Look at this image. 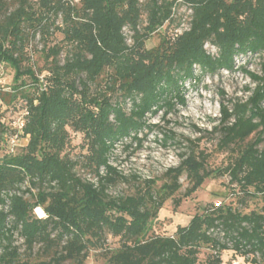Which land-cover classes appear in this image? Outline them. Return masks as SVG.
<instances>
[{"label":"trees","instance_id":"obj_1","mask_svg":"<svg viewBox=\"0 0 264 264\" xmlns=\"http://www.w3.org/2000/svg\"><path fill=\"white\" fill-rule=\"evenodd\" d=\"M180 7L190 15L178 33ZM55 34L60 42L48 46ZM155 34L157 45L146 48ZM36 36L45 61L38 72L26 50ZM255 56L263 59L260 76L238 68L255 84L251 95L231 111L223 106L213 128L221 151L238 148L226 168L209 171L204 153L191 148L158 189L148 179L130 195L107 194L127 182L109 162L116 144L140 147L141 133L159 131L165 145L173 134L148 116L163 111L164 119L185 106L187 82L236 71L237 61ZM2 68L13 79L9 92L0 90V264H84L89 249L100 250L103 264H224L225 251L264 264V207L242 213L225 201L209 203L171 235L149 236L183 176L184 198L223 175L239 203L264 198V0H0ZM19 101L21 129L2 116L3 106ZM71 133L82 139L78 160L66 152ZM11 139L26 144L14 151ZM180 201H172L175 209ZM107 235L119 239L117 248H103ZM38 253L48 259H33Z\"/></svg>","mask_w":264,"mask_h":264},{"label":"rangeland","instance_id":"obj_2","mask_svg":"<svg viewBox=\"0 0 264 264\" xmlns=\"http://www.w3.org/2000/svg\"><path fill=\"white\" fill-rule=\"evenodd\" d=\"M77 1V0H76ZM190 10L180 7L175 13L176 23H180L177 32L187 29ZM124 34L127 37V43L130 44L129 32L125 29ZM61 35L55 34L48 40V46L54 45L61 40ZM159 37L153 35L147 42L146 48H152L157 45ZM206 50L215 54V49L206 45ZM43 43L36 36L30 40L26 49L31 57L34 70L45 68V61L41 54ZM61 62L63 55H61ZM248 61V60H247ZM262 57H251L248 63L243 61L236 62V71L225 72L219 71L215 75H204L200 78L199 83L185 84V106L176 105L173 112L164 119L163 111L155 116H148V123L156 124L166 131H170L174 139L168 141L165 145L162 142V135L155 131L144 137L141 133V146L132 144L128 147L129 140L118 143L109 157L110 164L116 168L120 174L127 179V182L120 181L107 190L110 196L130 195L134 191L137 181L155 180V188L158 189L163 183V174L170 167L178 166L180 155L187 154L189 149L196 153L203 152L206 157V166L209 171L224 169L236 156L238 148L231 146L222 150L218 146L220 135L213 131L218 126L221 117L220 110L224 106L229 111L232 110L234 103H243L252 93L255 84L251 82L244 72L240 71L241 66L248 72L261 75ZM46 75L43 71L39 78ZM198 75V71H196ZM13 72L10 68L0 69V90L9 92L12 85ZM249 90V91H247ZM3 106V121L8 126H14L21 117L23 103L21 101L7 107ZM128 107V106H127ZM78 134H70V144L66 150L73 160H78L84 153L81 149L82 141ZM8 141V138H7ZM191 142V144H190ZM26 144L25 139L15 140L13 144L7 142V145L16 148ZM12 148V149H13ZM77 174L92 182L95 179L91 175L78 169ZM136 180V181H135ZM180 190L174 195L173 199L167 200L162 209L159 211L156 220L151 224L149 236H169L177 226H185L189 220L209 203L219 204L225 201L231 204L242 213L251 211L260 212L264 207V198L257 197L245 201V204L239 203L237 199L229 196L228 188L231 187L228 175H223L215 179L204 182L203 186L191 197L184 198L183 193L187 187L185 177L179 180ZM26 198L28 196L26 195ZM180 199L179 206L175 209L173 200ZM35 213V211H34ZM37 217L39 215L35 213ZM15 244L19 246L20 252H23L22 239L15 235ZM120 244L118 238L110 235L105 237V249L117 248ZM37 247L34 249L36 253ZM38 261L47 260L48 257L36 254L33 259ZM224 264H250L241 257H235L231 251H225L221 255ZM104 259L99 249H89L88 257L84 264H103Z\"/></svg>","mask_w":264,"mask_h":264},{"label":"built area","instance_id":"obj_3","mask_svg":"<svg viewBox=\"0 0 264 264\" xmlns=\"http://www.w3.org/2000/svg\"><path fill=\"white\" fill-rule=\"evenodd\" d=\"M180 32H181V31H180ZM180 32H178V33H180ZM22 126H23V122H22V120L20 119L16 124H14L13 127L18 128V129H21ZM14 141H15V139H11V140H10V143L13 144Z\"/></svg>","mask_w":264,"mask_h":264},{"label":"bare ground","instance_id":"obj_4","mask_svg":"<svg viewBox=\"0 0 264 264\" xmlns=\"http://www.w3.org/2000/svg\"><path fill=\"white\" fill-rule=\"evenodd\" d=\"M35 213H37L40 218L44 216L43 212L39 208L35 210Z\"/></svg>","mask_w":264,"mask_h":264}]
</instances>
